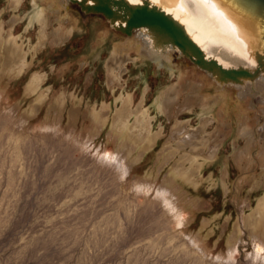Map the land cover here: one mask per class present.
Listing matches in <instances>:
<instances>
[{
  "label": "rangeland",
  "instance_id": "rangeland-1",
  "mask_svg": "<svg viewBox=\"0 0 264 264\" xmlns=\"http://www.w3.org/2000/svg\"><path fill=\"white\" fill-rule=\"evenodd\" d=\"M9 1L0 0V28L11 30L24 47L30 68L11 79L0 67V264H264V239L253 243L244 230L234 252L229 246L234 226L264 197L262 144L252 147L249 161H239L247 142L230 132L217 157L198 158L193 183L171 176L182 165L181 154L164 162L168 146L177 145L176 123L197 130L204 117L201 106L182 108V98L168 118L159 103L163 91L187 84V78L195 84L210 78L184 57L175 67H159L132 53L136 60L112 89L106 64L124 39L107 19L69 5L63 15L78 19L69 39L47 43L36 54L40 28L30 26L37 11L33 0H22L15 11ZM16 15L20 21L10 29ZM37 74L45 78L39 94L47 98L36 116L22 121L39 97L25 94ZM63 94L64 112L53 118L51 107ZM231 95L235 101L237 94ZM128 97L133 109L144 101L150 135L163 132L137 163L139 151L126 159L128 150L108 140L115 112ZM103 106L110 109V122L96 134L91 117ZM229 112L226 122L236 125L233 107ZM256 114L251 111L250 125L260 129ZM217 128V122L209 124L208 134Z\"/></svg>",
  "mask_w": 264,
  "mask_h": 264
},
{
  "label": "bare ground",
  "instance_id": "bare-ground-1",
  "mask_svg": "<svg viewBox=\"0 0 264 264\" xmlns=\"http://www.w3.org/2000/svg\"><path fill=\"white\" fill-rule=\"evenodd\" d=\"M125 1L129 5L146 3L171 16L200 48L206 59H214L225 68L241 67L249 71H257L254 78H241L238 82L221 81L215 73L199 68L188 57L175 51L176 47L169 42L159 41L158 36L148 28H135L131 34L126 35L117 30V25L124 24L123 21L118 19L107 21L111 30L122 35L121 37L124 39L115 44L106 64L107 82L110 88L114 89L116 85H120L128 63L134 62L136 59L153 60L159 67H165L166 64L175 67L174 61L184 57L212 80V82L202 80L199 84H195L191 78H187V84L179 83L166 89L159 100L160 106L167 109L170 119L173 111L172 106L179 104L182 98H184L182 108L201 106L204 117L197 130L189 129L185 124L176 123L175 130L172 131V141L177 145L173 146L171 143L166 150L167 153L165 152L166 155L164 154V162L181 154L179 161L182 162V165L176 164L177 166L172 170L173 179L178 177L179 180L191 183L197 174L195 172L197 169L195 170L194 166L198 163V158L209 155L210 160V158L217 157L218 147L223 144L224 137L234 130L247 142L246 148L237 154L239 161H249L252 147L262 144L260 154L264 163V67L258 64V55H264V19L261 7L257 4H249L245 0H208V4L203 3V0H139L138 3L135 0ZM21 2L22 0H10L12 11L19 10ZM33 2L37 11L30 26L33 27L37 23L40 28L39 40L33 48L36 54L47 43L52 45L62 43L69 39L73 33L78 19H73L67 13L63 15V9L69 10L70 6H75L81 12L86 13L81 10L80 3H92L91 0H33ZM40 4L45 5L40 8ZM19 21L20 17L16 15L8 26L13 29ZM55 23L60 26L56 31L49 33ZM108 34V30L103 31L100 34V40L105 42ZM132 53L137 55L135 60L131 57ZM27 59L28 53L25 52L24 47L19 45L11 30L5 32L2 26L0 28L1 75L9 76L11 79L20 77L30 68ZM180 79H186L182 73H180ZM44 80L45 78L38 74L33 75L26 87L25 94L38 95L42 90ZM209 87L214 89V94L210 93ZM232 93L237 94L235 101L231 97ZM63 97L64 94L58 97L51 107L52 110L54 109L53 118L58 119L64 112L66 102ZM46 98L45 93L39 94L38 99L32 104V111L26 113L24 119L21 120L36 116ZM249 102L250 105H248ZM132 103V98H123L121 108L116 110L112 119L108 140L109 143L114 141L116 144L121 143L120 146L128 150L126 159L132 158L131 156L139 151L140 154L136 159H133L137 163L146 155L147 151L157 144L159 136H162L163 132L161 129L160 132L151 136L152 123L149 120V112L144 110L142 103L137 109H133ZM231 106L235 113L236 125L225 120L226 114L231 113L229 112ZM251 111L261 114V117L258 114L255 116V118L259 117L263 123L260 129L251 127L250 122L254 119ZM91 120L92 129L96 134H101L109 125L110 109L103 106L100 112L94 113ZM214 122L218 124L217 131L208 134V126ZM188 147H191L190 152L186 151ZM207 149L209 150L208 154H205ZM187 164H190V167H187ZM169 198L172 201L175 200L173 197ZM169 203L171 205L170 201ZM172 206H174L172 210L181 212V208L178 209L180 205L177 200L174 201V204L172 203ZM242 220L241 223L234 226V234L229 240L231 252H234L233 246L243 239L244 230L253 243L264 239V197Z\"/></svg>",
  "mask_w": 264,
  "mask_h": 264
},
{
  "label": "water",
  "instance_id": "water-1",
  "mask_svg": "<svg viewBox=\"0 0 264 264\" xmlns=\"http://www.w3.org/2000/svg\"><path fill=\"white\" fill-rule=\"evenodd\" d=\"M92 3H80L81 10L86 13L99 14L103 18L115 21H123L117 25V30L129 35L135 28L146 27L156 34L161 42H169L175 51L188 57L199 68L215 73L221 81L238 82L241 78H254L257 71H249L245 68H225L214 59H206L200 48L185 33L179 23L164 11L143 4L129 5L125 0H91ZM249 4H257L261 7L264 19V0H245ZM264 46V45H263ZM258 64L264 67V55H258Z\"/></svg>",
  "mask_w": 264,
  "mask_h": 264
},
{
  "label": "snow or ice",
  "instance_id": "snow-or-ice-1",
  "mask_svg": "<svg viewBox=\"0 0 264 264\" xmlns=\"http://www.w3.org/2000/svg\"><path fill=\"white\" fill-rule=\"evenodd\" d=\"M135 2H139V0H135ZM203 3L208 4V0H203Z\"/></svg>",
  "mask_w": 264,
  "mask_h": 264
}]
</instances>
